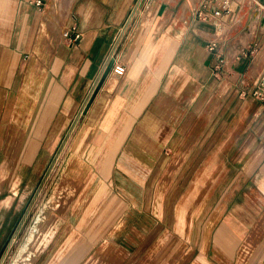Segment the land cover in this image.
<instances>
[{"label":"crops","instance_id":"obj_1","mask_svg":"<svg viewBox=\"0 0 264 264\" xmlns=\"http://www.w3.org/2000/svg\"><path fill=\"white\" fill-rule=\"evenodd\" d=\"M36 1L0 0V153H18L20 138L69 142L65 154L99 171L115 155L127 156L123 168L131 155L161 156L171 178L157 227L183 229V249L213 247L232 264L237 243L264 234V102L252 93L264 0H227L219 15L222 0ZM111 61L125 72L111 66L86 109Z\"/></svg>","mask_w":264,"mask_h":264},{"label":"rangeland","instance_id":"obj_2","mask_svg":"<svg viewBox=\"0 0 264 264\" xmlns=\"http://www.w3.org/2000/svg\"><path fill=\"white\" fill-rule=\"evenodd\" d=\"M98 1L105 6L104 0ZM103 76L86 98V109ZM18 140V153H0V227L4 235L19 216L0 264H10L28 233L41 225L52 227L51 233L30 264H192L196 259L218 264L224 259L213 247L183 249V229L157 227L162 219L154 212L169 204L168 198L160 200L170 192L171 178L169 168L156 167L161 165V156L131 155L127 164L131 167L123 168L127 156L115 155V168L99 171L82 163L87 155L65 154L69 142L67 147L57 142L48 146L46 139H36L25 146L24 139ZM105 177L109 190L106 186L97 194L108 200L94 212L97 198L91 192L96 193ZM200 206L202 203L196 208ZM199 229L191 230L190 236L201 237L206 229ZM248 239L245 244L237 243L232 264H264V234L255 233Z\"/></svg>","mask_w":264,"mask_h":264},{"label":"bare ground","instance_id":"obj_3","mask_svg":"<svg viewBox=\"0 0 264 264\" xmlns=\"http://www.w3.org/2000/svg\"><path fill=\"white\" fill-rule=\"evenodd\" d=\"M228 27L229 25L228 26L225 25L224 30H226ZM51 228L52 227L50 226L42 227L41 225V227L39 226V228L31 230L28 233L27 237L25 238V241L20 246L18 254L16 255V258L12 259L10 264H30L31 261H33L34 259L33 254L38 253V251L41 250L40 248L42 247V243L46 242L47 238L49 237L51 233Z\"/></svg>","mask_w":264,"mask_h":264},{"label":"built area","instance_id":"obj_4","mask_svg":"<svg viewBox=\"0 0 264 264\" xmlns=\"http://www.w3.org/2000/svg\"><path fill=\"white\" fill-rule=\"evenodd\" d=\"M36 2L41 3V0H37ZM226 8H227V0H222L220 5L215 9L214 14L219 15L222 12V10H224ZM65 34L69 35V32L66 31ZM80 35H81V32L76 31V32H74V35H72L71 39L76 40L80 37ZM125 70H126V65L123 62H115L112 66V71L117 76L122 75L125 72ZM252 93L255 96H257L259 99H261L262 102H264V73H262L258 77V79H257V81H256V83L252 89Z\"/></svg>","mask_w":264,"mask_h":264},{"label":"flooded vegetation","instance_id":"obj_5","mask_svg":"<svg viewBox=\"0 0 264 264\" xmlns=\"http://www.w3.org/2000/svg\"><path fill=\"white\" fill-rule=\"evenodd\" d=\"M18 220H19V216L16 218V221L13 223L9 233L7 234L5 233L6 235H4V229H2V226L0 227V255H1L3 248L8 243V239L11 236V232L15 230V227L18 224Z\"/></svg>","mask_w":264,"mask_h":264},{"label":"water","instance_id":"obj_6","mask_svg":"<svg viewBox=\"0 0 264 264\" xmlns=\"http://www.w3.org/2000/svg\"><path fill=\"white\" fill-rule=\"evenodd\" d=\"M112 62H113V61H111V62L109 63V65L107 66V68H106V70H105V72H104V76L108 73L110 67L112 66ZM104 76H103V78H104Z\"/></svg>","mask_w":264,"mask_h":264}]
</instances>
